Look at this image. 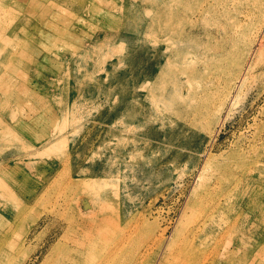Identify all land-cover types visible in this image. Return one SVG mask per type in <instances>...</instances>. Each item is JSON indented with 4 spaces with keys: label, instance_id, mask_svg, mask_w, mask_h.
<instances>
[{
    "label": "rangeland",
    "instance_id": "1",
    "mask_svg": "<svg viewBox=\"0 0 264 264\" xmlns=\"http://www.w3.org/2000/svg\"><path fill=\"white\" fill-rule=\"evenodd\" d=\"M186 1L0 0V264H57L82 219L97 261L176 264L194 248L197 264H264L253 188L233 184L254 172L264 191V0L222 68L197 55L215 0Z\"/></svg>",
    "mask_w": 264,
    "mask_h": 264
},
{
    "label": "bare ground",
    "instance_id": "2",
    "mask_svg": "<svg viewBox=\"0 0 264 264\" xmlns=\"http://www.w3.org/2000/svg\"><path fill=\"white\" fill-rule=\"evenodd\" d=\"M26 2H31V6H35L37 5V0H24ZM179 0H177L178 2ZM187 1H190V0H187ZM186 1V2H187ZM198 1V0H197ZM204 1V0H203ZM206 1V0H205ZM209 1V0H208ZM261 1L262 0H215V2H211L210 5L208 6V8H206V15H208L209 17H211L212 20H214L215 22V26H217L218 29L214 30V31H209V36L211 38L214 39V41H212L210 39L209 43L212 42V44H210V46H213V48L210 50H205V51H201V52H198L197 55L198 56H201V58L205 59V60H212L210 63H208V67L210 65H212L213 67H217V68H222L223 65L228 62L229 60H231L233 58V54H236L235 55V59L238 60V56L237 54L239 55L240 53V50L239 49H234L233 47H238V46H235L234 43H236L237 41H240L242 40L243 38H245V34H246V29H245V22L243 21L244 17L245 19H247L248 21V16L250 14H252V9H251V4L253 2V4L258 7L259 5H261ZM39 2V1H38ZM44 2V1H43ZM167 2V1H166ZM170 2V1H169ZM185 2V1H183ZM183 2H180L181 4H183ZM199 2V1H198ZM174 3V2H173ZM172 3V4H173ZM40 4V3H38ZM171 4V5H172ZM191 4V2H190ZM190 4L188 6V8L190 7ZM203 4H206V3H203L202 2V5ZM157 5V4H156ZM170 5V6H171ZM187 3H184V6L186 7ZM192 5V4H191ZM195 5V3L193 4ZM201 5V3L199 4V6ZM208 5V4H207ZM28 6V5H27ZM153 6V5H152ZM169 6V7H170ZM177 6V4H176ZM43 9L45 11H47L49 9V5L48 4H44L43 6ZM165 7V6H164ZM184 7V8H185ZM195 7V6H193ZM201 8L203 6H200ZM28 8V7H27ZM25 9V10H29V9ZM174 7H172L173 9ZM182 8V7H181ZM205 8V7H204ZM192 9V6L191 8ZM199 9V8H198ZM167 10V9H166ZM186 10V9H185ZM200 10V9H199ZM25 12V11H24ZM32 12V11H31ZM167 12V11H166ZM182 12V11H181ZM189 12V11H188ZM203 12V11H202ZM151 13V12H150ZM177 13V11H176ZM179 13V12H178ZM186 13V12H185ZM198 13V11H197ZM205 13V12H204ZM235 15V18L236 19V22H235V25L237 23V29L236 30H230L229 27L226 26V24H222L223 21L227 22L228 19L232 18L234 15ZM255 14V13H254ZM258 14V13H257ZM29 15V14H28ZM27 15V16H28ZM184 15V14H183ZM198 15V14H197ZM41 16V15H40ZM177 16V15H176ZM195 16V14H194ZM203 16V15H202ZM208 16L204 17L206 18V20L203 18L202 20H204L205 22H207V18H209ZM39 17V16H38ZM200 17V15H199ZM252 17V16H251ZM255 17V16H253ZM257 17V16H256ZM42 18V17H41ZM186 18V17H185ZM189 18V17H188ZM250 18V17H249ZM175 19V17H173V15H170V14H167L166 15V27H168V29H170V27L172 26L173 24V20ZM187 19V18H186ZM196 19V18H195ZM233 19V20H234ZM244 19V20H245ZM41 20V19H40ZM192 20V19H191ZM253 20V19H252ZM251 20V21H252ZM198 21V20H197ZM246 21V20H245ZM191 22H194L193 20ZM200 22V21H199ZM250 22V21H249ZM248 22V23H249ZM50 23V22H49ZM48 23V24H49ZM155 23V22H154ZM197 23V22H196ZM228 23V22H227ZM230 23H231V20H230ZM251 23V22H250ZM253 23V22H252ZM181 24V22H180ZM178 24V25H180ZM198 24V23H197ZM36 25V24H35ZM176 25V24H175ZM206 25V24H205ZM250 25V24H249ZM212 26V24L210 25ZM261 26V25H260ZM39 27V25H38ZM37 27V28H38ZM154 27V26H153ZM161 27V26H160ZM216 28V27H215ZM250 28V27H249ZM42 29V28H41ZM39 30L40 33H44V29L42 30ZM152 29V33L154 31L153 28ZM251 29V28H250ZM183 30V28H182ZM5 31V30H3ZM172 32L174 31V29L171 30ZM176 31V30H175ZM250 32V31H249ZM15 33V32H14ZM163 33V32H162ZM247 34H248V31H247ZM15 35V34H14ZM45 35V34H43ZM152 35V34H150ZM16 36V35H15ZM154 36V35H153ZM155 36H156V33H155ZM7 36H4L3 38H6ZM11 37V36H10ZM19 37V36H18ZM158 37V36H157ZM247 37V36H246ZM15 38V37H14ZM13 38V41H15V39ZM168 40L172 41L169 37H167ZM166 38V39H167ZM159 39V37H158ZM164 39V40H166ZM156 40V39H155ZM161 40V39H160ZM159 40V41H160ZM245 40V39H244ZM243 40V41H244ZM8 41H11V39H8ZM158 41V40H157ZM169 41V42H170ZM246 41V40H245ZM20 42V41H19ZM156 42V41H155ZM168 42V41H167ZM159 43V42H157ZM171 43V42H170ZM162 44V43H161ZM183 44V43H182ZM205 44V43H204ZM174 45H177V44H173ZM209 46V47H210ZM169 50V48L167 49ZM261 52V51H260ZM260 52H258L259 54H261ZM191 55V54H188V56ZM195 55V54H194ZM196 55V56H197ZM259 58V57H258ZM199 59V58H198ZM204 60V61H205ZM259 60V59H258ZM194 60H192L193 62ZM260 61V60H259ZM198 61H196L195 63H197ZM190 63V62H189ZM195 63L193 62V64L191 63V67L192 65H194L195 67ZM170 64V63H169ZM190 65V64H189ZM188 65V66H189ZM198 65V64H197ZM256 65V64H255ZM176 66V65H175ZM177 67V66H176ZM190 67V68H191ZM211 67V66H210ZM215 67V68H216ZM254 67V66H253ZM193 68V67H192ZM252 68V67H251ZM197 69V68H196ZM203 69V68H202ZM191 70V69H189ZM188 70V72H189ZM206 70V69H205ZM252 70V69H250ZM174 71V70H173ZM193 71V69H192ZM191 71V72H192ZM193 73V72H192ZM195 73V71H194ZM245 73V72H244ZM184 75H186L184 73ZM244 76V75H243ZM172 77V76H171ZM187 78H188V75H187ZM246 76L241 80V84H244L246 81ZM182 81V80H181ZM180 81V82H181ZM186 81H191V80H186ZM177 82V81H176ZM192 82V81H191ZM149 83V82H147ZM183 83V82H182ZM179 84V83H178ZM209 84V83H208ZM212 84V83H211ZM146 85V84H145ZM181 85V84H180ZM214 86V83L212 84ZM241 86V85H240ZM165 87H166V84H165ZM176 87V85H175ZM183 87H184V84H183ZM192 88V87H191ZM181 89V87H180ZM186 90H184L185 92ZM182 92H183V89H182ZM180 92H178L179 94ZM219 93L218 92V85H216V87L213 89V87H211V89L209 90L208 94L210 95H215ZM185 94V93H184ZM181 95V94H180ZM183 96V95H182ZM237 96V95H236ZM235 96V99L238 98ZM206 97V96H205ZM184 98V97H182ZM184 100V99H182ZM185 100H187V98L185 97ZM195 103V100L192 99ZM187 102V101H186ZM191 102V101H190ZM212 101L208 102V105L207 108L203 109L205 110V113H207V115H212L211 112V104ZM213 106V105H212ZM200 110V109H199ZM49 147V146H48ZM47 147V148H48ZM254 148V147H253ZM245 149V148H244ZM242 150V148H241ZM244 151V150H243ZM253 151V150H252ZM246 152V151H245ZM248 152V151H247ZM251 150H249V153L248 155L250 154ZM241 153V152H240ZM242 154V153H241ZM247 154V153H246ZM245 154V155H246ZM252 154V153H251ZM243 155V154H242ZM241 155V156H242ZM211 158V157H210ZM243 158V157H242ZM246 158V157H245ZM256 158V157H255ZM251 159V158H250ZM245 160V159H244ZM210 163V159L208 160V162L206 163V165L208 166V164ZM257 163H262L264 164V156L262 157V160H258ZM251 164V163H250ZM254 164V163H253ZM256 164V162H255ZM252 166V165H251ZM208 168V167H207ZM246 168V167H244ZM252 169V168H251ZM206 170V167L204 166L203 167V170L199 176V180L201 181L200 182V186L202 185L203 183V180L205 178V176H203L204 172ZM250 170V169H249ZM253 171V170H252ZM227 172V171H226ZM241 173V172H240ZM239 174V173H238ZM234 175V181H233V184H236V186H240V184H246L248 185L249 189H252L251 191V194H249V197H248V200H247V205L249 208H252L254 206H256V204H258L256 211L257 214H256V219H253L254 220V223H256L257 220H262L264 217V206L263 207H260L259 206V203L260 202H264V191L262 189H260L261 187V175H255L254 172L252 173H247L246 171L243 170L241 176L240 175ZM232 175V174H231ZM105 179V178H103ZM120 179V178H119ZM233 179V178H232ZM109 181V180H108ZM85 182V183H84ZM230 182V181H229ZM93 182H91L90 180L89 181H83V184L84 186L86 187H89ZM107 183V182H106ZM109 184V183H107ZM232 184V183H231ZM96 185V184H95ZM98 185V183H97ZM101 185V184H100ZM76 186V185H75ZM99 186V185H98ZM104 186V185H103ZM118 186V185H117ZM115 186V187H117ZM235 186V187H236ZM99 188V187H98ZM238 188V187H237ZM236 189V188H235ZM239 189H241L239 187ZM119 195V194H118ZM119 197V196H118ZM244 199V198H243ZM246 203V201H245ZM87 205V204H86ZM84 206V205H83ZM104 206V205H103ZM86 208V207H85ZM90 208V207H89ZM104 208V207H103ZM107 209V208H106ZM94 211V210H93ZM198 213V212H197ZM90 215V214H89ZM217 216V215H216ZM249 217V216H248ZM108 219V218H107ZM105 219L102 218V221H104ZM109 220V219H108ZM213 221V220H212ZM250 221V220H249ZM70 222V221H69ZM109 222V221H108ZM107 222V223H108ZM259 222V221H258ZM120 223V222H119ZM264 225V224H263ZM70 229H75L76 230V235L74 237H71V240H72V248L71 249H68L65 251V253L62 254L61 257H59L58 259V262L57 264H126V255H124V258H121L119 255L115 254L114 252L110 251L109 253H100L99 255L101 256L100 257V260L97 261L96 258H97V255H98V252H97V247H98V243L93 241L91 238L92 236V232H93V229L95 227V224H91L90 225L88 223H86V221L84 219L80 220V221H77L76 222H71L70 225H69ZM202 227V226H201ZM247 227V226H246ZM101 229H99V232ZM246 230V229H245ZM212 231V225L211 224H204V226L200 229V233L201 234H207L209 232ZM3 233L4 231H1L0 232V235L2 234L3 236ZM97 233V232H96ZM104 234V232H102ZM113 234V233H112ZM253 234V231L251 228H249L248 230H246V233H244V237H247V236H252ZM5 236V235H4ZM101 236V234H100ZM103 236H106L105 234ZM102 236V237H103ZM96 237V236H95ZM160 237V236H159ZM5 241H8L9 240V237H5L4 239ZM108 240V239H107ZM62 241V240H61ZM126 242V241H125ZM5 243V242H4ZM246 241L243 242V244H245ZM161 244V243H160ZM247 244V243H246ZM162 245V244H161ZM160 245V246H161ZM179 245V244H178ZM168 243L165 242L161 247V249H166L168 248ZM111 248V247H110ZM173 248H176L174 247L173 245H170L169 246V251L173 250ZM241 249V248H240ZM54 253V252H53ZM49 254V253H48ZM43 255V254H42ZM52 255V254H51ZM197 253H196V250L193 248H191L190 250L189 249H186L185 253L183 254L182 256V260L176 264H197ZM134 257V256H133ZM38 258V257H37ZM45 258H49V255H46ZM44 258V259H45ZM54 258V256H53ZM135 259V258H134ZM134 261V260H133ZM43 262V261H42ZM41 262V264H42ZM170 263V260L168 258V255L159 263V264H169ZM56 264V263H55ZM129 264V263H128ZM132 264V263H131Z\"/></svg>",
    "mask_w": 264,
    "mask_h": 264
}]
</instances>
